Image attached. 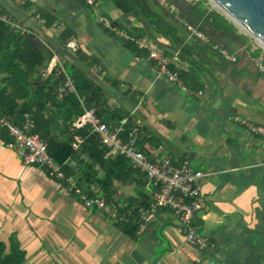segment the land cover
Segmentation results:
<instances>
[{"label":"crops","instance_id":"obj_1","mask_svg":"<svg viewBox=\"0 0 264 264\" xmlns=\"http://www.w3.org/2000/svg\"><path fill=\"white\" fill-rule=\"evenodd\" d=\"M114 1L0 0V11L50 51L45 74L56 57L57 68L70 65L99 86L110 108L115 100L138 128L137 149L149 159L169 157L174 165L186 163L205 174L203 207L192 223L212 247L188 245L167 209L159 210L142 233L127 235L95 209L84 208L67 184L22 164L0 141L2 255L15 245L24 254L22 264H264V255L256 253L264 251V136L238 122L264 128V74L254 64L258 57L264 63V49L208 0H166L174 11L144 0L151 14L164 19L161 31L150 18L123 14ZM209 14L218 18L207 19ZM46 16L53 21L49 28L44 27ZM105 22L146 38L173 59L169 67L178 72L182 86L166 81L146 50ZM184 24L204 32L210 42L191 38ZM63 33L68 37L62 44L58 37ZM215 46L235 62L222 59ZM143 181L145 206L154 188ZM132 198L133 184L114 183L112 202Z\"/></svg>","mask_w":264,"mask_h":264},{"label":"trees","instance_id":"obj_2","mask_svg":"<svg viewBox=\"0 0 264 264\" xmlns=\"http://www.w3.org/2000/svg\"><path fill=\"white\" fill-rule=\"evenodd\" d=\"M114 5L123 14L150 18L151 24L160 31V24H166L164 19L149 12L144 0H115ZM197 11L205 12L202 8ZM206 17L212 21L218 18L214 14ZM44 18V27L49 28L53 21L47 16ZM67 37L68 34L63 33L58 40L63 44ZM50 59V51L33 33L11 30L0 21V118L18 126L26 114L32 121L31 132L45 142L47 154L58 164L68 160L75 163V169L63 166L65 176L74 178L76 185L87 193L91 186L98 187L107 203L113 201L115 182L133 184L136 198L126 202V209L117 211L118 214L129 212L131 216L125 221H115L123 233L133 235L137 230L135 211L147 199L141 190L144 175L131 168L125 157L109 156L89 126L80 129L72 126L84 110H93L107 125L118 124L125 115L119 108H110L105 92L78 69L66 64L61 70L55 66L45 74ZM67 79L73 90L65 86ZM129 127L131 124L127 121L126 129ZM75 135L80 136L82 142L74 151L70 144ZM0 141L3 144L11 141L7 131L1 128ZM3 249L0 243V264H22L24 254L15 245L6 256L2 255Z\"/></svg>","mask_w":264,"mask_h":264},{"label":"built area","instance_id":"obj_3","mask_svg":"<svg viewBox=\"0 0 264 264\" xmlns=\"http://www.w3.org/2000/svg\"><path fill=\"white\" fill-rule=\"evenodd\" d=\"M85 1L88 5L94 4V0ZM157 2L161 6L168 5L166 0H157ZM168 6L171 11L175 10L174 6ZM0 21L7 24L11 30H20L28 33L24 29H21L19 25L9 22L8 18L1 11ZM104 25L122 39L133 43L138 49L146 50L148 58L156 63L158 74L166 79V81L182 86L178 72L169 67L173 59H169L162 52L158 51L146 38H134L125 32L116 31L106 22ZM58 26L59 24L56 23L52 27V33L56 32ZM184 26L191 38L204 45L210 42L209 37L204 32L189 24H184ZM66 46L71 52L76 51V46L73 43H68ZM262 48L264 49L263 46ZM214 49L222 59L235 62V58L230 56L224 49L218 46H215ZM58 64L56 57H54L47 71H50ZM254 64L257 70L264 74V63L260 57L255 59ZM65 86L69 90H73L71 81L68 79ZM111 106L118 108L115 100L111 101ZM238 122L251 133L264 136L263 127L254 126L244 120H238ZM126 125L127 120L125 118L118 124L107 125L100 121L93 110H84L72 124L74 129L89 126L91 133L99 137L101 145L107 149L109 156L120 155L125 157L131 168L142 173L145 179L153 186L154 191L151 193L149 202L145 206H139L135 211L138 233H142L146 229L159 210L167 209L178 220L182 227L184 241L188 245L199 250H206L212 247L206 237L197 233L192 223L195 213L202 210L203 207L201 190L205 174L193 170L186 163L174 165L169 157H161L157 161L149 159L143 152L137 149L138 128L131 126L126 129ZM0 128L6 130L11 139L4 146L14 151L22 164L42 169L49 178L67 184L70 191L84 208L95 209L101 215L114 222L125 221L128 216L130 217V213L128 212H121V214L117 212L120 209H126V202L107 203L98 187L91 186L89 188L90 195L76 185L74 178L66 177L63 172V166L66 164L75 169V163L72 160H68L64 164L56 163L47 154L45 142L37 134L31 132L33 128L32 121L26 114L23 116L22 123L18 126L7 119L0 118ZM81 142L82 138L80 136H73L70 144L71 149L77 150Z\"/></svg>","mask_w":264,"mask_h":264},{"label":"water","instance_id":"obj_4","mask_svg":"<svg viewBox=\"0 0 264 264\" xmlns=\"http://www.w3.org/2000/svg\"><path fill=\"white\" fill-rule=\"evenodd\" d=\"M208 1L230 20L239 22L243 30L264 47V0ZM212 39L218 43L216 38ZM256 253L264 255V251Z\"/></svg>","mask_w":264,"mask_h":264},{"label":"bare ground","instance_id":"obj_5","mask_svg":"<svg viewBox=\"0 0 264 264\" xmlns=\"http://www.w3.org/2000/svg\"><path fill=\"white\" fill-rule=\"evenodd\" d=\"M234 22L239 26V27H241L242 28V26L239 24V22H237L236 20H234ZM243 29V28H242ZM263 44V43H262Z\"/></svg>","mask_w":264,"mask_h":264},{"label":"rangeland","instance_id":"obj_6","mask_svg":"<svg viewBox=\"0 0 264 264\" xmlns=\"http://www.w3.org/2000/svg\"><path fill=\"white\" fill-rule=\"evenodd\" d=\"M210 3V2H209ZM210 4H212V3H210ZM240 28V27H239ZM242 31H244L242 28H240ZM245 32V31H244Z\"/></svg>","mask_w":264,"mask_h":264}]
</instances>
